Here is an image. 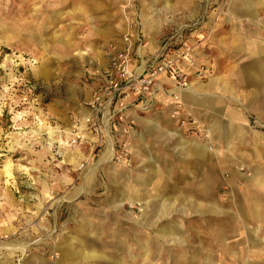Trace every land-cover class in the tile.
Returning a JSON list of instances; mask_svg holds the SVG:
<instances>
[{
	"label": "rangeland",
	"instance_id": "1",
	"mask_svg": "<svg viewBox=\"0 0 264 264\" xmlns=\"http://www.w3.org/2000/svg\"><path fill=\"white\" fill-rule=\"evenodd\" d=\"M243 6L0 0V264H264V91L250 87L253 58L229 50L237 30L264 32V0ZM191 34L221 79L183 99L192 126L170 118L183 135L143 139L136 122L131 165L109 144L61 148L126 38L136 63Z\"/></svg>",
	"mask_w": 264,
	"mask_h": 264
},
{
	"label": "built area",
	"instance_id": "2",
	"mask_svg": "<svg viewBox=\"0 0 264 264\" xmlns=\"http://www.w3.org/2000/svg\"><path fill=\"white\" fill-rule=\"evenodd\" d=\"M200 46V40L169 46L147 61L139 73L130 40L126 38L124 47L112 53L110 57L105 81L95 90L93 99L89 103L91 112L77 114L73 118L72 126L62 131L61 139L65 140L62 141L61 148L86 145L96 150L107 146L113 136V127L107 125L101 117V112L107 106L114 108L110 120L119 129L124 127L129 136L137 121L133 117L129 118L128 113L140 100H143L145 95L152 98L159 93L171 96L174 100V108L170 118L183 125L192 126L194 120L186 112L183 94L192 89L194 81L206 80L212 72L209 65L197 61L196 52ZM163 77L173 79L174 85L168 87L162 81ZM142 109L147 108L143 106ZM112 149L111 155L115 160L131 165L129 141L115 139L112 142ZM84 162L82 160L81 168L84 167ZM2 241L3 237L0 235V243ZM58 256L59 254L55 253L52 259Z\"/></svg>",
	"mask_w": 264,
	"mask_h": 264
},
{
	"label": "crops",
	"instance_id": "3",
	"mask_svg": "<svg viewBox=\"0 0 264 264\" xmlns=\"http://www.w3.org/2000/svg\"><path fill=\"white\" fill-rule=\"evenodd\" d=\"M261 2V0H242V4H244L243 8H245L247 6L248 9H253V7H255V4L258 2ZM255 18H259L260 17V12L258 11V13H256ZM36 27V26H35ZM44 28V30H46L47 28V23L45 22L43 25H38L37 28ZM42 32V31H41ZM256 33V32H255ZM264 37V32H261L260 30L258 31L257 35L254 37H250V36H246L244 34H241L238 30L236 31V35H235V39L234 41H232L233 43V48L229 49L227 46H225L226 48L223 49V47L220 48V53L221 55L228 54V49L230 51H233L235 53H237L236 55H244V56H248L250 55L251 58H253V61L251 63V66L249 67V70H251V77H252V82L250 84V87H252V91L254 94L258 93L260 91H264V39L261 41L259 39L260 36ZM49 35H39V33L35 36V40L38 41L39 38L41 39H45L48 38ZM182 37V36H181ZM181 37H176V35H172L171 37H167L165 39H163L162 43L159 44L158 49L155 50V54L154 56L157 54H159L161 51H163L165 48L169 47V46H176L182 42H185L184 39H182ZM257 37V38H256ZM198 36L191 34L190 37L187 39V41L189 42H194L196 40H198ZM226 40H228L227 38H225ZM231 39H229V41H231ZM202 49L199 48L196 52V57H197V61L198 63H203V64H207V65H212L213 60L211 59V54H202ZM210 53V50L208 51ZM150 56L145 55L142 59L141 62H137L136 61V66L139 68L138 72L140 73L143 69V67H145L146 62L149 61ZM210 58V59H209ZM228 61V59H227ZM216 62V61H214ZM140 64V65H139ZM217 64V63H216ZM239 64V63H238ZM109 66V60L107 62V64L103 67V69L99 72V79L97 80V84H95V86L93 87V92L100 87L104 81H105V73L106 70L108 69ZM239 70V67H238ZM221 79V77H219V75L214 76L211 75L209 76L208 79L203 80V81H195L192 85V89L186 93L183 94V99L185 102H187V98L190 97L191 95H195L196 91L198 92L199 90L201 91H205L207 92L208 95H210V93H212L213 90H216L217 87H215L217 85V83L219 82V80ZM162 81L168 86L171 87L174 85V80L169 78V77H163ZM237 87V85H236ZM92 92V93H93ZM94 94V93H93ZM93 94L91 96V99L89 100H84L81 102L79 110L81 111V113L83 114H89L91 112V108L89 107V103L90 101L93 99ZM258 96V95H257ZM173 105H174V100L171 96H166L163 94H158L155 98H152L148 95H145L143 100H140V102L138 103L137 106H134L131 111H129L128 113V117H133L136 119L137 121V126L139 128V137L140 138H145L147 140H155V139H170V140H174L175 138H178L179 136L183 135V133H181V131L179 130V128L177 127V125H175L171 119H170V113L173 109ZM145 106L147 109L143 110L142 107ZM114 113V108L111 107H105V109H103V111L101 112V117L104 120V122L107 125H111V127H113V136L111 137V140L109 141V145L108 147H110L108 153L110 152L112 153L113 149H112V142L115 139H120V140H125L128 137V133L126 132V129L124 127H122L121 129H119L115 123H113L110 118ZM237 116V115H236ZM239 117L243 118L242 115H239ZM226 134L230 131L225 130ZM237 132H242V130L240 129H236L234 130L233 133H237ZM232 133V134H233ZM132 134V132L130 133ZM135 137H137V131L134 132L132 134ZM227 136H229L227 134ZM233 136V135H231ZM237 137V136H236ZM228 138V137H226ZM61 151L65 152V151ZM196 152L199 155L202 156H206L205 155V146L204 145H199L196 147ZM68 152H65V154ZM134 200V198H129L128 200ZM59 249H60V253L62 255L63 252V247L62 244H59ZM61 259V258H60ZM57 260L58 262L60 261Z\"/></svg>",
	"mask_w": 264,
	"mask_h": 264
},
{
	"label": "bare ground",
	"instance_id": "4",
	"mask_svg": "<svg viewBox=\"0 0 264 264\" xmlns=\"http://www.w3.org/2000/svg\"><path fill=\"white\" fill-rule=\"evenodd\" d=\"M111 147V146H110ZM110 147H109V149H110Z\"/></svg>",
	"mask_w": 264,
	"mask_h": 264
}]
</instances>
